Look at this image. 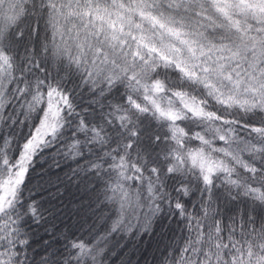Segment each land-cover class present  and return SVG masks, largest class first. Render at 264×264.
Here are the masks:
<instances>
[{
    "label": "snow or ice",
    "instance_id": "obj_1",
    "mask_svg": "<svg viewBox=\"0 0 264 264\" xmlns=\"http://www.w3.org/2000/svg\"><path fill=\"white\" fill-rule=\"evenodd\" d=\"M45 157L75 167L33 185ZM155 224L157 264H264V0H0V264Z\"/></svg>",
    "mask_w": 264,
    "mask_h": 264
},
{
    "label": "trees",
    "instance_id": "obj_2",
    "mask_svg": "<svg viewBox=\"0 0 264 264\" xmlns=\"http://www.w3.org/2000/svg\"><path fill=\"white\" fill-rule=\"evenodd\" d=\"M59 163L61 164L62 170H58L55 165L53 164L52 159L45 157L44 160H38L35 165V170L32 172V181L31 183L33 185L39 183L43 187H46V184L44 181L48 179V176H44L43 180L41 179L40 175L41 173H48V175L51 176V178L55 181L56 175H59L61 179L64 178V173L69 172V167L66 166L68 164L71 165V167H75L74 164H71V162H66L62 160L60 157L56 158ZM51 166V167H50ZM65 184H67V181L65 180ZM64 189L61 188V191ZM54 191V189L52 190ZM68 191L75 194L74 198V204H80L83 202L84 204H87L88 199L86 196H82V194L77 190L75 187L68 185ZM49 191H39L37 190L35 198L38 201H43L44 206H48V199L50 196ZM68 195L65 194L64 202H68ZM73 205H69V208H72ZM87 208L83 209L80 213H78V216L81 218V222L85 216V213H87ZM76 217H73V220H75ZM57 224V227L59 229L64 228V221L58 220L54 221ZM68 223H72V221H68ZM88 223L91 224L92 220L89 219ZM155 234H145L139 241H130L124 246L123 248H120L117 246L113 249L114 252H116V255L110 256V264H157V259L159 257V254L161 251H163V248L165 244L169 243L170 241L166 236L161 235V227L159 224L154 225ZM121 244H124L125 241L121 240Z\"/></svg>",
    "mask_w": 264,
    "mask_h": 264
}]
</instances>
